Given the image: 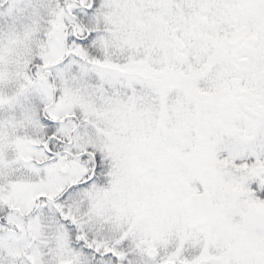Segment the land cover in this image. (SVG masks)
Segmentation results:
<instances>
[{
	"label": "snow or ice",
	"instance_id": "1",
	"mask_svg": "<svg viewBox=\"0 0 264 264\" xmlns=\"http://www.w3.org/2000/svg\"><path fill=\"white\" fill-rule=\"evenodd\" d=\"M0 264H264V0H0Z\"/></svg>",
	"mask_w": 264,
	"mask_h": 264
}]
</instances>
